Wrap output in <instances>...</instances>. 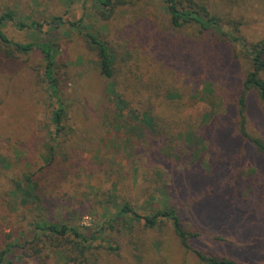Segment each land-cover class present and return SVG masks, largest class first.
I'll return each instance as SVG.
<instances>
[{
    "label": "rangeland",
    "instance_id": "374dc122",
    "mask_svg": "<svg viewBox=\"0 0 264 264\" xmlns=\"http://www.w3.org/2000/svg\"><path fill=\"white\" fill-rule=\"evenodd\" d=\"M150 3L151 8L136 10L138 19L151 21L153 13L160 12L159 0ZM216 5L225 18L226 32L233 31L236 22L239 23L238 35L247 44L264 39V0H228ZM124 9L127 8L119 9L112 19L102 23L94 0H0V14L11 12L17 20L30 26L19 30L6 23L2 30L8 39L28 43L46 38L49 32L51 40L58 45L57 59L66 67L63 72L68 73L61 75L60 80L69 101L67 124L70 130L61 146L62 155L46 166L42 158L46 155L45 144L50 141L43 126L50 107L41 75L42 56L33 51L5 59L0 53V131L11 132L16 143L0 144V160L3 159L0 164V249L7 243L22 240L24 234H29L30 224L39 219L64 223L90 235L103 229L105 221L124 204L140 216L153 215L166 207L168 199L161 192L169 191L171 199L189 206L183 212L184 224L202 233L201 238L189 243L193 250L239 264H264V229L254 212H244L236 203H230L231 190L227 192L228 201L209 198L203 196L205 186L183 177L190 166L197 171L196 176L203 177L213 160L211 147L206 149L205 155L198 151V155L191 157L184 143L177 140L174 148L183 147L181 154L185 158L179 163L171 161L177 165L175 167L157 164L150 162L144 152L147 150L145 141L114 129L108 114L99 116L105 79L98 76L94 57L86 54L80 32L71 29L69 23L84 24L93 33L107 34L113 41ZM53 17H61L66 25L52 31L47 23ZM181 32L186 38L197 36L192 25L185 26ZM232 40V37L224 39L220 56L224 71L241 89L244 74L249 70L248 63L241 47ZM260 77L264 81V73ZM189 83L180 80L170 91L184 100L182 109L187 117H192L196 123L203 114L201 126L211 128L217 117L227 124L235 120L233 105L225 112L226 102H223L228 101L225 95L224 99H218L207 95L202 82L197 87ZM231 96L235 98L237 94ZM246 130L264 139V116L254 93L248 95ZM231 134L235 132L229 128L223 135L231 138ZM235 140L230 154L242 156L240 169L252 168L264 173V159L248 143ZM59 141L52 144L57 147ZM196 159V164H188ZM180 172L179 181L173 180V174ZM23 174H32L39 184L42 202L39 211L20 207L13 196V181ZM211 186L215 188L216 184ZM210 193L214 195L213 191ZM143 229L136 224L131 233L105 231L110 245L119 249H86L84 256L78 258L80 263L74 264H201L193 252L179 245L168 223L154 230ZM43 242L36 246L39 255L27 257L19 252L15 264H73L62 256L68 253L79 256L78 248L57 251Z\"/></svg>",
    "mask_w": 264,
    "mask_h": 264
},
{
    "label": "trees",
    "instance_id": "16d2710c",
    "mask_svg": "<svg viewBox=\"0 0 264 264\" xmlns=\"http://www.w3.org/2000/svg\"><path fill=\"white\" fill-rule=\"evenodd\" d=\"M94 1L97 16L100 15L102 23L112 19L119 9L127 8L122 10L123 17L118 21L119 28L113 41L107 34L93 33L84 24L69 23L71 29L80 32L86 54L94 57L97 74L105 79L99 116L108 114L113 120L114 129L123 132L125 136H136L145 141L147 150L144 152L150 162L157 164L173 165L171 161L179 163L185 158L181 154L183 147L174 148L177 140L184 143L186 152L189 151L191 157L198 155V151L205 155L206 149L211 147L210 150H214L213 160L206 167V171L210 173H204L203 177L196 176L197 171L190 166L185 171L187 175L183 177L187 176L188 181H196L205 186L203 196L207 195L209 198L219 197L228 201L227 192L231 190L233 199L229 202L236 203V207L244 212H254L264 229V173L252 168L241 170L239 164L242 156L230 154L232 143L238 138L248 143L264 159V139L252 136L246 130L250 93L256 95L264 116V81L260 77L264 73V39L247 44L238 35L239 23L236 22L233 24V31H225L224 17L217 10L216 4L228 0H159L157 6H161L160 12H152L151 21L138 19L135 12L151 8L150 2L153 0ZM6 23L13 24L19 30L30 27L17 20L11 12L0 14V53L3 58L13 59L33 51H38L42 56L41 75L50 107L43 126L50 141V144H45L46 155L42 158L47 166L62 155L61 146L70 131L67 124L69 101L60 80L61 75L68 73L63 72L66 67L57 59L58 45L51 40L49 32L44 39L18 43L8 39L3 32L2 28ZM47 25L52 31H56L66 23L61 17H53ZM188 25L195 27L197 36L184 37L181 29ZM35 26L41 27V24ZM230 37L241 47L248 63L249 70L244 74L241 89L224 71V62L220 56L222 42ZM180 80L191 82L189 84L195 87L202 82L207 95L218 99H224L225 95V99H228L223 102H226L225 112L233 105L235 120L232 119L227 124L217 117L211 128L210 125L201 126V122H204L202 114L195 123L192 117L184 114L182 97L170 92ZM234 94H237L235 98L231 96ZM229 128L235 134L226 138L223 134ZM59 139L57 147L52 144ZM13 141L11 132L0 131V144H16ZM71 152L73 153V149ZM196 160L188 161V164L194 165L198 162ZM2 162L3 159L0 164ZM175 166L177 165H173ZM181 174L182 172L173 174V180H178ZM213 184H216L215 188L211 186ZM212 191L214 195H211ZM12 193L20 207L40 210V188L32 174H23L19 180H14ZM161 194L168 199L163 210L150 216H140L135 209L124 204L105 221L103 229L90 235L64 223L36 220L30 224L29 234H24L22 240L7 243L0 249V264H15L19 252L27 257L39 255L40 250H36V246L40 241L57 251L59 248L64 252L70 247L78 248L77 258L70 253L62 258L69 263H80L78 258L84 256L86 249H119V246L113 247L108 242L104 235L107 230L117 233L125 230L131 233L136 224L144 227L143 230H154L164 222L171 227L179 245L193 252L201 264H239L231 259L193 250L189 243L201 238L202 233L192 231L184 224L183 212L189 206L176 198L171 199L169 191ZM223 216L225 217L224 213ZM93 242L100 243L94 246Z\"/></svg>",
    "mask_w": 264,
    "mask_h": 264
}]
</instances>
